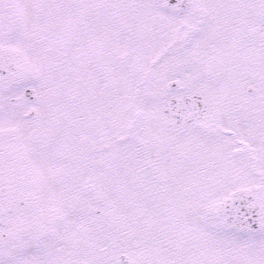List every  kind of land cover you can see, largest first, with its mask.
Masks as SVG:
<instances>
[{
	"label": "snow or ice",
	"instance_id": "1",
	"mask_svg": "<svg viewBox=\"0 0 264 264\" xmlns=\"http://www.w3.org/2000/svg\"><path fill=\"white\" fill-rule=\"evenodd\" d=\"M0 264H264V0H0Z\"/></svg>",
	"mask_w": 264,
	"mask_h": 264
}]
</instances>
